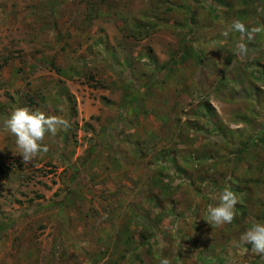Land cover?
<instances>
[{
    "label": "rangeland",
    "instance_id": "obj_1",
    "mask_svg": "<svg viewBox=\"0 0 264 264\" xmlns=\"http://www.w3.org/2000/svg\"><path fill=\"white\" fill-rule=\"evenodd\" d=\"M237 19L251 40L221 34ZM25 107L70 127L23 164L4 121ZM254 223L264 0H0V264H264Z\"/></svg>",
    "mask_w": 264,
    "mask_h": 264
},
{
    "label": "clouds",
    "instance_id": "obj_2",
    "mask_svg": "<svg viewBox=\"0 0 264 264\" xmlns=\"http://www.w3.org/2000/svg\"><path fill=\"white\" fill-rule=\"evenodd\" d=\"M256 28L248 29L240 20H233L229 27L221 34L228 37L230 32H238L242 36L247 34L251 40ZM248 47L243 42H237L234 47V55L245 56ZM4 127L15 136V145L22 157V163L34 160L40 153L46 152L47 147L41 142L45 134L56 135L58 130L68 129L69 121L61 116L46 115L44 112L31 111L28 108L15 109L10 117L4 121ZM238 201L233 191L225 188L219 195L215 206H209L207 223L221 226L231 224L234 220L235 209ZM242 243H251L252 251L264 255V223H254L240 237ZM159 264H170L167 257H162Z\"/></svg>",
    "mask_w": 264,
    "mask_h": 264
}]
</instances>
